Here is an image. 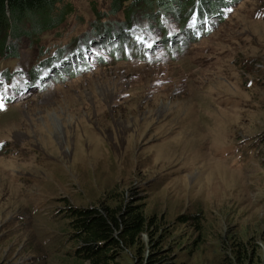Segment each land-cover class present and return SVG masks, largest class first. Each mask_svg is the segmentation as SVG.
<instances>
[{
    "label": "rangeland",
    "instance_id": "374dc122",
    "mask_svg": "<svg viewBox=\"0 0 264 264\" xmlns=\"http://www.w3.org/2000/svg\"><path fill=\"white\" fill-rule=\"evenodd\" d=\"M69 1L78 11L68 17L65 42L87 35L94 17L90 0ZM103 1L98 9L108 4ZM263 2H233L228 18L209 35L184 43L182 53L174 44L141 61H105L58 82L49 78L42 91L28 95L25 76L9 82L0 76V102L23 94L0 112V264H89L68 253L74 241L66 243L64 233L72 215L63 206L117 210L132 199L156 220L163 249L178 254V261L217 264V255L230 257L237 242L251 239L262 257L264 20L252 10ZM52 35L22 41L16 58L0 57V69L29 70L46 46L61 40ZM103 53L94 49L92 61ZM239 76L258 84L244 91L234 81ZM226 95L244 102L221 109L216 100ZM253 133L263 136L257 154L242 171L229 169L225 152L235 138ZM10 141L21 153L6 149ZM33 194L54 197L43 200L47 215H28ZM56 205L60 215L53 213ZM183 214L191 216L187 223H181Z\"/></svg>",
    "mask_w": 264,
    "mask_h": 264
},
{
    "label": "trees",
    "instance_id": "16d2710c",
    "mask_svg": "<svg viewBox=\"0 0 264 264\" xmlns=\"http://www.w3.org/2000/svg\"><path fill=\"white\" fill-rule=\"evenodd\" d=\"M99 1L90 0L94 17L88 22V33L105 28L122 30L138 17L147 20L149 27H162V14L173 16L182 24L196 4L219 13L221 8L229 7L233 2L238 5L242 0H134L127 4V0H108L104 9H98ZM77 11L69 0H0V57L16 58L17 47L22 41L37 40L47 32L53 33L52 36L59 40L69 24L68 17H75ZM118 16L122 19L109 18ZM154 29L158 30V27ZM74 43L76 41L69 42ZM48 63L49 59L40 55L28 71L35 77L40 68ZM18 72L5 70L2 76L10 81ZM133 196L134 192L130 198ZM62 209V212L72 215L69 233L65 232L66 243L69 239L74 241L68 253L81 257L82 261L89 264H124L121 257H125L131 260V264H187L184 258L176 260L178 254L167 253L163 249V234L156 233V220L145 214L144 205L139 201L132 199L117 210L110 207L77 209L67 204ZM190 218L186 214L181 215V223H187ZM234 251L230 257L217 255V264H264V254L260 256L259 245L252 239L237 242Z\"/></svg>",
    "mask_w": 264,
    "mask_h": 264
},
{
    "label": "clouds",
    "instance_id": "9594fccd",
    "mask_svg": "<svg viewBox=\"0 0 264 264\" xmlns=\"http://www.w3.org/2000/svg\"><path fill=\"white\" fill-rule=\"evenodd\" d=\"M263 4H264V2H263ZM254 9V11L252 12L253 13V15H254V12H256V11H260V10H263L264 9V6H259V7H257V8H253ZM255 18V17H254ZM255 19H260V20H264V18H255ZM256 67H262V65H259L258 64V66H256ZM240 77H242L243 79H245V81H244V83H243V85L242 86H240L244 91H246V90H250L253 86H256L258 83H257V81L255 80V77H244V76H240ZM248 80H253L252 81V83H250ZM238 85V84H237ZM246 87V88H245ZM232 96H235V97H241V96H239V95H232ZM241 98H243V97H241ZM221 108V107H220ZM234 109L233 107H228V109ZM240 108V107H239ZM222 109V108H221ZM238 109V108H237ZM253 134H255V136H253L252 134H249V135H252L251 137V139H250V142L251 143H255V145H256V147H257V149H256V151H255V154H257V150L259 149V147H260V141H262V139H263V136H262V133L261 134H257V133H253ZM245 136V135H244ZM243 135L239 138V139H236L235 138V142H237V141H243V137H244ZM256 137V138H255ZM255 138V139H254ZM231 158V157H230ZM230 158H229V156L227 157V159L225 160L226 161V164H227V166L229 167V169H232V170H235V171H242L245 167H246V165H244L240 170H236V169H234V168H231L230 166H229V163H230ZM20 179H18L17 181H19ZM12 182H16V181H12ZM48 197V196H47ZM54 199V197H51V196H49L48 197V199ZM27 208V207H26ZM28 211V210H27ZM53 213L54 214H61V212H59V208L56 206L55 207V209H54V211H53ZM28 215L29 216H35V217H39L40 215H36V214H31V213H29L28 212ZM64 235H65V233H64ZM65 239L67 240V236L65 235Z\"/></svg>",
    "mask_w": 264,
    "mask_h": 264
},
{
    "label": "bare ground",
    "instance_id": "6f19581e",
    "mask_svg": "<svg viewBox=\"0 0 264 264\" xmlns=\"http://www.w3.org/2000/svg\"><path fill=\"white\" fill-rule=\"evenodd\" d=\"M210 26H212L213 27V24H211ZM122 29V28H121ZM118 30H120V29H118ZM176 36H177V34L175 35V36H173V37H175L176 38ZM172 37V38H173ZM172 38H170V39H172ZM167 39V38H166ZM167 40H169V39H167ZM172 42V41H171ZM174 42H175V40H174ZM173 43V42H172ZM92 57V56H91ZM92 58H95V55H93V57ZM191 97V96H190Z\"/></svg>",
    "mask_w": 264,
    "mask_h": 264
},
{
    "label": "snow or ice",
    "instance_id": "6c2138e0",
    "mask_svg": "<svg viewBox=\"0 0 264 264\" xmlns=\"http://www.w3.org/2000/svg\"><path fill=\"white\" fill-rule=\"evenodd\" d=\"M4 107L3 103L0 102V109H2Z\"/></svg>",
    "mask_w": 264,
    "mask_h": 264
}]
</instances>
